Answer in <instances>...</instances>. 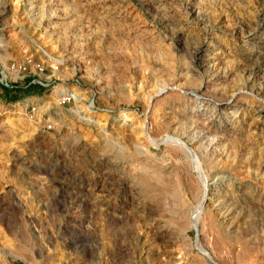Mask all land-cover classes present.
Wrapping results in <instances>:
<instances>
[{
	"label": "rangeland",
	"instance_id": "obj_1",
	"mask_svg": "<svg viewBox=\"0 0 264 264\" xmlns=\"http://www.w3.org/2000/svg\"><path fill=\"white\" fill-rule=\"evenodd\" d=\"M27 60L0 264H264V0H0V66Z\"/></svg>",
	"mask_w": 264,
	"mask_h": 264
},
{
	"label": "built area",
	"instance_id": "obj_2",
	"mask_svg": "<svg viewBox=\"0 0 264 264\" xmlns=\"http://www.w3.org/2000/svg\"><path fill=\"white\" fill-rule=\"evenodd\" d=\"M33 63L35 65V72L31 73L30 76V80L28 81V83L26 84V86H30V85H48V81H47V76H42V71H44V66L40 63H35L33 60H27V61H14L12 62L10 65L8 66H0V82L1 84L5 87V89H9L11 90L13 87H15L14 84L11 83V81L13 80V78L15 79H21L24 78L25 75L27 76V73H25V71L28 69L29 64ZM24 71V74L21 75V73ZM39 71V72H38ZM13 77V78H12ZM76 100V96L74 93L72 92H68L67 94H64L59 102L60 104H67L70 103L72 101ZM29 107L32 110H36L38 108V105L31 101L29 104ZM54 121L50 120L49 124L47 125L48 128H53L54 127Z\"/></svg>",
	"mask_w": 264,
	"mask_h": 264
},
{
	"label": "bare ground",
	"instance_id": "obj_3",
	"mask_svg": "<svg viewBox=\"0 0 264 264\" xmlns=\"http://www.w3.org/2000/svg\"><path fill=\"white\" fill-rule=\"evenodd\" d=\"M192 150V149H191ZM190 150V152H191V154L193 155V153H192V151ZM194 156V155H193ZM194 167H195V170L197 171V173L202 177V179H203V183H204V191H203V198L201 199V201H200V204L197 206V208L195 207V213H194V215H193V223H192V225L193 226H197V221H198V218H199V216H200V214H201V211H202V203H203V201H204V199L206 198V196H207V190H208V188H207V177L203 174V172H202V170H201V167H200V163L198 162V160L194 157ZM204 207V206H203ZM205 254L208 256V257H212L213 258V255L211 254V252H209L208 250H205ZM211 258V259H212Z\"/></svg>",
	"mask_w": 264,
	"mask_h": 264
},
{
	"label": "trees",
	"instance_id": "obj_4",
	"mask_svg": "<svg viewBox=\"0 0 264 264\" xmlns=\"http://www.w3.org/2000/svg\"><path fill=\"white\" fill-rule=\"evenodd\" d=\"M30 87H31V90H33V91H35V90H38V87H36V85H30ZM6 90V92H10L11 90H9V89H5Z\"/></svg>",
	"mask_w": 264,
	"mask_h": 264
}]
</instances>
